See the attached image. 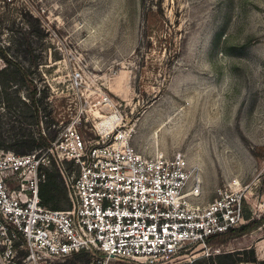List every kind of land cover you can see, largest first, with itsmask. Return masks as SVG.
Here are the masks:
<instances>
[{
	"label": "rangeland",
	"instance_id": "rangeland-1",
	"mask_svg": "<svg viewBox=\"0 0 264 264\" xmlns=\"http://www.w3.org/2000/svg\"><path fill=\"white\" fill-rule=\"evenodd\" d=\"M0 45L10 69H18L16 85L0 95V148L23 152L16 140L37 135L29 97L36 87L37 120L50 124L48 139L53 123L79 111L86 138L105 116H121L143 153L185 155L203 203L227 181L264 175V0H0ZM56 179L64 185L60 174ZM255 192L263 205L245 222L255 225L211 240L210 250L182 263L210 264L201 257L213 249L247 251L260 241L264 185ZM58 203L67 208V195ZM21 256L15 264H28ZM88 257L48 264H85Z\"/></svg>",
	"mask_w": 264,
	"mask_h": 264
},
{
	"label": "built area",
	"instance_id": "built-area-1",
	"mask_svg": "<svg viewBox=\"0 0 264 264\" xmlns=\"http://www.w3.org/2000/svg\"><path fill=\"white\" fill-rule=\"evenodd\" d=\"M79 83V73L73 75ZM102 101L110 97L99 90ZM79 111L59 124L47 146L18 154L0 148V264H48L77 253L88 264H153L193 246L210 250V239L246 222L257 206V173L234 178L201 201V182L181 151L148 155L132 143V128L115 115L112 124L79 130ZM111 125V126H110ZM41 134L46 130L40 121ZM55 159L71 203H41L40 185ZM262 199V198H261ZM220 253V249L212 250Z\"/></svg>",
	"mask_w": 264,
	"mask_h": 264
},
{
	"label": "trees",
	"instance_id": "trees-1",
	"mask_svg": "<svg viewBox=\"0 0 264 264\" xmlns=\"http://www.w3.org/2000/svg\"><path fill=\"white\" fill-rule=\"evenodd\" d=\"M0 58L6 62V66H4L3 68L0 69V95L2 93L3 96H7L9 93L7 92V90L12 86V85H16L14 82H16V80L14 79V76L17 74L18 69H10V63L11 60L9 59V57L6 54L5 48L3 46L0 45ZM17 88V87H16ZM19 89H16L15 91L17 92ZM37 93V89L36 87H33L30 92H29V97H30V107L32 108L33 111V116L36 119V122H40L42 121L41 118H39V120H37V113H38V106H37V98L35 97ZM37 126L39 123H36ZM50 126V124H46L44 126L45 130ZM23 136H25V133H23L22 136H20V138L18 140H16L15 145H19L22 146L24 148L23 152H16L12 149H10V147H5L2 149L5 150H11L14 151L15 153L18 154H25V153H29L41 146H47L50 139H48L47 137V131H46V135H42L41 134V128L38 126V132L37 135L35 137H33L32 135L27 136L26 138H23ZM54 138V135L51 137V140ZM52 164L55 165V171L57 173H46V179L45 181L40 185V190H39V196L41 199V203L48 207V208H52V209H59V200H60V196H64L65 194L67 195V187L64 183V185L61 184V182L57 181V177L58 174H60L62 176L61 170H60V166L58 164V162L53 159ZM59 172V173H58ZM63 178V176H62ZM64 181V178L63 180ZM71 206V203L69 202V206ZM249 212H246V219L249 216ZM257 223V221L255 219H249V221L247 223H243L241 225H239L238 227H235L233 229H230L229 231L222 233L221 235H215L213 236L211 240H214L218 237H221L223 235H227L229 233H234L236 231H239L241 233L245 232L246 230H248L249 228H251L253 225H255ZM204 248L201 245H196L191 247L190 249L183 251L173 257H170L169 259L165 260V261H160L156 264H188L187 262L182 263L184 258L187 257L188 255H194V254H204ZM248 253V256L246 255ZM79 255H83L88 257V253L85 252H81V253H77L74 254L72 256H79ZM203 261H206L207 263L210 264H240V263H259V264H264V259L263 260H259L257 259L256 255H255V250L254 247L251 246L247 251L246 249H238L236 251H232V252H223V253H217V254H210L207 258H205L204 256L201 257ZM214 260H217V262H214ZM89 262V257L86 259L85 264H88ZM196 262V259H194L192 261V264H194Z\"/></svg>",
	"mask_w": 264,
	"mask_h": 264
},
{
	"label": "crops",
	"instance_id": "crops-1",
	"mask_svg": "<svg viewBox=\"0 0 264 264\" xmlns=\"http://www.w3.org/2000/svg\"><path fill=\"white\" fill-rule=\"evenodd\" d=\"M257 259H264V237L253 244Z\"/></svg>",
	"mask_w": 264,
	"mask_h": 264
},
{
	"label": "bare ground",
	"instance_id": "bare-ground-1",
	"mask_svg": "<svg viewBox=\"0 0 264 264\" xmlns=\"http://www.w3.org/2000/svg\"><path fill=\"white\" fill-rule=\"evenodd\" d=\"M113 117H114V115L105 116L104 119L101 120L100 122L103 124H110V123L112 124Z\"/></svg>",
	"mask_w": 264,
	"mask_h": 264
}]
</instances>
